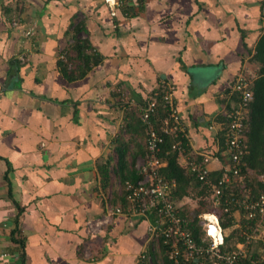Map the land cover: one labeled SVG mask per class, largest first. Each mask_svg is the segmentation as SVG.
<instances>
[{
  "label": "crops",
  "instance_id": "0c3cea01",
  "mask_svg": "<svg viewBox=\"0 0 264 264\" xmlns=\"http://www.w3.org/2000/svg\"><path fill=\"white\" fill-rule=\"evenodd\" d=\"M262 1L146 0L127 18L104 0H0V262L21 264L18 230L27 264H136L149 220L119 215L98 240L85 229L110 194L124 199L113 172L119 139L132 140L129 154L138 146L124 127L128 107L171 83L189 141L180 162L209 153L212 171L225 169L223 108L239 73L258 74ZM76 37L101 57L72 79L63 62L80 67L68 52ZM110 158L103 189L99 164Z\"/></svg>",
  "mask_w": 264,
  "mask_h": 264
},
{
  "label": "built area",
  "instance_id": "2783aa9c",
  "mask_svg": "<svg viewBox=\"0 0 264 264\" xmlns=\"http://www.w3.org/2000/svg\"><path fill=\"white\" fill-rule=\"evenodd\" d=\"M104 2L108 5L112 16H117L120 11L127 18L131 17V13L137 11L135 7L139 6L138 0H104ZM254 79L255 75L239 73L230 86L231 91L228 95L231 100L230 106L227 107L226 103L223 108L226 119L223 118L221 122L220 143L224 146L229 164L225 168L226 173L218 180V183L213 182L212 197L215 204L225 198L226 191L233 181L241 176L242 166L246 164L245 156L249 150L246 121L249 118V107L255 99ZM174 90V85L162 80L144 104L131 101L147 126L149 154L138 160L136 164L144 176L137 182L119 180L120 195L124 196L127 205L112 203L113 194H110L105 213L86 221V233L90 238L98 240L119 215L129 217L130 225L135 224L136 218H144L149 220L148 247L139 254L136 264H153L158 252L156 242L159 240H163L166 244L171 264H239L240 257L246 256V246L252 238H257L264 243V193L255 196L250 188L245 187L239 195L231 199L226 197L227 201L232 200L240 208H244L247 217L259 216L260 219L254 232L246 234V242H239L234 250L227 247L219 210H209L199 215L203 237L201 242L194 237L187 225L188 220L181 215L183 203L173 198L177 183L175 180H168L161 176L159 168L162 162L157 157L164 143L165 134H171L178 139L173 144L174 149H178L181 154L189 152L182 141L183 136L187 135L174 101ZM236 92L238 100L231 97ZM159 106L167 109L168 116L157 126L152 116L158 113ZM211 159L209 153L190 155L187 165L201 181L211 183ZM261 178L264 179V173L261 174ZM240 210L236 209L235 212H242ZM2 256L5 257L6 254L3 253ZM1 258L0 264H8L7 259ZM254 264H264V257L254 260Z\"/></svg>",
  "mask_w": 264,
  "mask_h": 264
},
{
  "label": "trees",
  "instance_id": "16d2710c",
  "mask_svg": "<svg viewBox=\"0 0 264 264\" xmlns=\"http://www.w3.org/2000/svg\"><path fill=\"white\" fill-rule=\"evenodd\" d=\"M144 2L145 0H138L139 11H141L140 8ZM262 9L264 12V0L262 1ZM138 10L131 13V15L138 13ZM82 21L76 23L74 33H79V31L84 30L85 27ZM92 47L93 46L88 37L75 38V42L68 48V52L75 50L77 58L81 61V64L79 65L80 67H78V70L69 72L68 64L63 62V69L70 78L84 77L90 69L89 66L100 60L101 56L99 51ZM89 50L91 51L89 52ZM253 60L257 62L260 67L258 74L254 79L255 99L249 107V118L246 121V130L249 137V150L245 156L246 164L242 166L241 176H238L233 181L226 191L225 198H223L222 201L215 204V200L212 197L213 182L218 183V180L226 173V169L212 171L210 174L211 183L201 181L196 173L189 169L188 165L185 166V164L180 162L179 158L181 153L178 149L173 148V144L178 139L174 138L171 134H165L164 143L161 145V150L157 153V157L162 162L159 168L161 176L168 180H175L177 183L173 192V198L177 201L184 202L182 205L183 207L181 208V215L188 220L187 225L190 230H192L194 237L200 242L203 237V232L199 225V215L210 210V208L216 211L219 210L221 215V225L226 234L225 241L227 247L231 250H234L239 242H246V234L254 232L260 220L259 216L252 218L247 217L244 208H240L236 203H233L232 200L231 202L227 201L226 197L231 199L232 197H235V195H239L245 187L250 188L252 194L255 196L264 193V179L261 178V174L264 173V32L256 46ZM230 91L231 89L229 88L227 93H230ZM231 97L234 100H238V93H234ZM147 99L148 98H146V100ZM146 100L144 102H146ZM226 103L227 107H229L230 103H228V101ZM157 112V114L152 116V120L155 125L159 126L162 120L168 116V111L163 106H159ZM222 117L226 119L224 114H222ZM125 119L126 125L124 127H126V131L130 132L132 135H138H136L138 146L131 154H129V144L132 140L125 141L119 139V144L116 148L117 162L116 164L114 163L113 173L117 179L122 182L127 180L137 182L144 176L141 170L136 166L137 158H145L149 154L147 145V126L140 118V114L135 107H130L128 109ZM182 141L188 151V139L183 136ZM222 149L224 150L223 145ZM130 157L132 159H130ZM111 163L112 158L99 164V173L101 175L103 189H107L111 183ZM228 172L231 173L232 171ZM112 203L123 206L127 205L125 198H122L120 201L116 199L112 200ZM210 205L211 207H209ZM236 209H241L240 211H242L240 212L242 216L240 220H238L235 215ZM17 232L18 230L13 231L11 235L12 241L18 243V249L21 254V264H27L25 254L26 243L24 239L17 238ZM260 242L261 240L252 238L251 241L247 243L246 251H248V253H246V256L240 257L239 264H254V260L259 259L260 254L258 256L256 248L260 245ZM156 243L158 244V252L156 253L157 256L154 259L153 264H171L167 255L166 244H164L163 240H159Z\"/></svg>",
  "mask_w": 264,
  "mask_h": 264
},
{
  "label": "rangeland",
  "instance_id": "374dc122",
  "mask_svg": "<svg viewBox=\"0 0 264 264\" xmlns=\"http://www.w3.org/2000/svg\"><path fill=\"white\" fill-rule=\"evenodd\" d=\"M80 15H81V14L78 15L79 17H78L77 19H80V18H81ZM113 17H114V16H113ZM256 74H257V72H256ZM128 109H129V107H128ZM125 125H126V122H125ZM125 125H124V126H125ZM114 190H115V193H116V194H119V195H120V191H121V183H120L119 180L116 181V185H115V187H114ZM189 201H190V200H189ZM209 207H211V205H210ZM210 210H212V209L210 208ZM208 211H209V210H208ZM228 232H229V231H228ZM259 244H260V245L257 246L256 250H257V252H258V256H259V254H260V257H259V259H260V258H263V257H264V243L261 241ZM246 249H247V247H246ZM246 253H248V251H246Z\"/></svg>",
  "mask_w": 264,
  "mask_h": 264
}]
</instances>
